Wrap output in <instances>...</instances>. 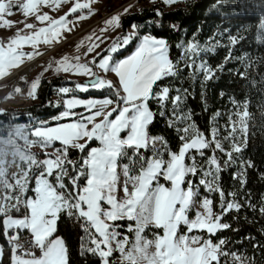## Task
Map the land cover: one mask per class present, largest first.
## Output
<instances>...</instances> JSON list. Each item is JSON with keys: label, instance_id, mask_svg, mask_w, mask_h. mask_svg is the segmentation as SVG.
<instances>
[{"label": "snow or ice", "instance_id": "6c2138e0", "mask_svg": "<svg viewBox=\"0 0 264 264\" xmlns=\"http://www.w3.org/2000/svg\"><path fill=\"white\" fill-rule=\"evenodd\" d=\"M45 2L0 0V20L8 27L13 22L5 16L12 15L13 8L21 9L27 16L36 13ZM162 2L172 4L176 0ZM259 6L264 10V0ZM89 7V3L77 2L70 11L82 12ZM157 15L162 13L157 10ZM83 18V14L78 17ZM37 19L46 21L50 17L44 14ZM69 22L61 17L50 21L52 28H41L31 37L18 36L7 46L0 45V77L18 67L23 56L31 59L36 55L19 51L22 43H38L42 35L48 43L45 34L51 33L54 38L56 29ZM106 23L119 28L120 16ZM131 28L90 61L80 63L77 56L71 62L65 57L56 68L57 72H74L89 78L88 84H76L75 89L60 87L59 93L93 89L108 90L109 95L90 99L72 96L64 102L65 110L53 117L55 121L70 122L46 126L47 122L41 121L35 127L14 124L9 126L6 136H0V226L10 245L9 264H69L66 241L57 235L62 215L77 223L84 233L80 238V255L95 256L99 264H112L114 252L120 254L121 264H253V258L228 251L226 239H212L218 231L231 228L229 223L221 222L224 215L239 213L245 207L256 208L251 203H241L235 192L226 199L221 186V174L226 168L239 167L232 179L243 188L247 184V169L254 167L241 157L254 119L247 103L238 105L235 119L228 117L223 129L226 134L221 135V128L213 124L206 136L184 107L189 89H172L158 82L179 78L186 68L192 79L205 87L206 82L215 80L217 73L224 70L223 63L213 67L206 59L215 53L216 44H178L181 59L174 61L166 40L152 35L141 37L139 25L133 24ZM137 38L140 42L135 52L117 58ZM230 42L236 44L238 38L231 37ZM98 47L99 44H93L85 55ZM231 58V53L225 57ZM108 73L115 74L118 86L106 78ZM38 85L39 80L32 83L29 96H35ZM15 91L19 93L20 89ZM173 91L175 95H170ZM152 101L157 102V109L151 107ZM166 101L172 105L171 113L163 110ZM77 108L84 111L77 112ZM166 114L168 127L181 142L177 151L170 149L164 136L150 133L156 116ZM220 116L217 111L212 120ZM93 141L98 146L89 147ZM57 142L59 147L55 146ZM33 146L41 152H32ZM71 150L84 155L74 161L69 156ZM201 188L220 196L219 212L213 211L212 199L200 198ZM119 192L123 195L118 196ZM256 210L264 215V202ZM193 211L195 215L190 216ZM122 221L134 222L127 225L128 231L134 233L131 242L121 234ZM182 226L186 231H180ZM148 228L158 230L151 239L144 234ZM25 230L31 238L21 242ZM4 255L0 246V264Z\"/></svg>", "mask_w": 264, "mask_h": 264}, {"label": "trees", "instance_id": "16d2710c", "mask_svg": "<svg viewBox=\"0 0 264 264\" xmlns=\"http://www.w3.org/2000/svg\"><path fill=\"white\" fill-rule=\"evenodd\" d=\"M261 0H185L183 5L171 10H164L158 5L142 8L139 12H131L121 17V35L133 25H139V34L152 35L167 41L170 46V58L174 61L180 58L177 45L190 39L203 44L213 33L223 31L220 46L215 53L206 56L208 63L213 67L223 63L224 70L217 73V78L206 82L201 87L200 81L191 77V72L184 68L179 78H169L158 82L159 85L169 86L172 89L187 88L189 93L184 101V107L193 114L197 128L206 136L210 134L213 124L221 128V135L226 134L223 129L227 123L224 112L240 109L245 103L248 105L250 115L254 119L249 126L248 144L241 153L243 160L251 161L254 167L247 169V184L241 188L232 176L239 171L237 165L226 168L221 174V186L225 198L230 199V193L235 192L241 203H251L258 208L264 202V35H261V21L264 19V10H261ZM159 10L162 15H157ZM173 25L176 27L173 28ZM229 36L237 37L238 43L232 44ZM139 38L132 40L129 45L119 52L118 56L131 52ZM231 53V59L225 57ZM105 54V52H103ZM99 58V57H98ZM244 74V75H241ZM71 85L62 77L39 80L36 89V100L29 106L10 105L0 112V136L7 135L9 124H25L29 120H48L62 112L61 106H54L53 97L59 87ZM170 95H175V91ZM105 91H95L80 94V98H103ZM153 109L158 108L155 101L150 102ZM163 109L171 113L173 108L165 102ZM219 111L221 116L213 121V115ZM169 116H156L150 126L152 135L164 136L172 151H177L180 146L178 134L168 127ZM59 122H50L48 126ZM93 141L89 147H95ZM59 147V143L55 145ZM225 147L228 145L225 143ZM87 149L85 150V154ZM84 155L76 150H71L69 156L72 160H79ZM148 155V153H146ZM211 155V152H208ZM218 157L222 154L217 153ZM167 158V156H165ZM194 182L195 181V178ZM163 183H165L162 180ZM201 196L213 200V211L219 212L220 196L215 192L200 189ZM250 197V200L248 199ZM256 208H243L239 213L229 212L224 215L222 223L231 225L230 229L218 231L212 237L214 241L226 239V248L230 252L253 258V264H264V215ZM17 215V214H13ZM126 224V223H125ZM182 226L180 231L182 232ZM158 231V230H153ZM26 232V231H23ZM57 235L64 238L69 249V264H99L97 257L80 255L81 236L84 233L80 226L66 216H61L58 221ZM0 246L4 248L5 255L2 264H9L10 247L6 242L2 226H0ZM116 254L112 256V264H121L116 261Z\"/></svg>", "mask_w": 264, "mask_h": 264}, {"label": "rangeland", "instance_id": "374dc122", "mask_svg": "<svg viewBox=\"0 0 264 264\" xmlns=\"http://www.w3.org/2000/svg\"><path fill=\"white\" fill-rule=\"evenodd\" d=\"M128 1L130 0H66V2H61V0H46L45 3L41 4L38 7L36 13L29 14L27 16L24 15L21 9L13 8L12 10L13 14L5 16V19L13 22L12 24H10L8 27H5L3 25V21L0 20V45L3 46H7V44H9L13 39H17L18 36L31 37L33 36L34 33L39 32L41 28H52L53 25L50 23V21L59 20L61 17H66L67 20L70 22L66 26H62L56 29L57 34L54 38L51 33L45 34L48 36V39L50 41L48 43L44 42V35L38 38L39 39L38 43L35 44L22 43L21 47L18 49L19 51L25 54L36 53V55H34L31 59H29L27 55L23 56L22 63L18 67L10 69L9 74L5 75L4 77H0V112H2L4 108L10 105L29 106L34 103H37L36 94L35 96H29L28 93L31 91L32 83L44 77H48V78L62 77L67 81H69L71 84L69 86H63V87H68L72 89H75L76 84H85V82L89 80L88 77L77 75L74 72H64L63 70L57 72L56 68L59 67V62L62 61L65 57L68 58V61L75 62L74 58L79 56L81 58L79 62L86 63L90 61L92 57L96 55L97 52H102V50L107 49L118 36H122L121 27L114 28L112 25L106 23V21H108L110 18L119 15L121 19V17L125 16L128 13L135 12L143 7H148L151 5H158L164 10H171L172 8L174 7L176 8L179 5H183L185 3V0H176V2L172 4H165L162 2V0H147L146 2L140 5H137L138 2H132L129 5L116 11L113 15L109 16L105 20L99 21V18L104 16L103 8L105 6L109 5L112 6L113 8L118 9ZM23 2H27V0H23ZM77 2L89 3L90 7L89 9L82 10V12L78 11L77 13H71L70 11L71 8L74 7L75 3ZM134 5H136V7H133ZM126 9L128 10L127 12L125 11ZM44 14H47L50 17V20L39 21L37 19V16ZM81 14H83L84 18L78 19V17ZM27 24H32L34 27L29 29L26 27ZM104 29H106L107 31H104ZM130 31H132L131 27L126 31V33ZM225 31L226 29H224L223 31H217L213 33L212 36L208 40H206L203 44L200 43L199 44L202 46H206L210 43H215L216 47L220 46L223 44L221 42V39L223 36L222 33H224ZM261 35L262 36L264 35V19L261 21ZM97 37H99V39H97ZM231 37L232 36H229V38ZM139 42L140 41L138 39L135 48L131 52L119 56L117 58H126L129 55L133 54L137 49ZM189 42H197V41L190 39L186 42L182 41L179 44H186ZM93 44H99V47L96 48L94 52L85 55L87 49L91 47ZM126 47H124L122 50H124ZM179 52H180L179 59H181L182 49L179 48ZM105 54L107 53L105 52ZM97 59L99 58L97 57ZM29 63H35V65L33 67L31 75L25 81L23 91L21 93H17L15 90L18 84V78L12 76L15 73V71H17L25 64H29ZM101 75H105V74L101 73ZM106 78L113 81V83L117 84L118 86V78L115 76V74L108 73L106 74ZM57 89L53 97V103L54 106L56 107L61 106L62 111L65 110L64 102L68 98H71L72 96L80 98V94L82 93L99 91V90L90 89L88 92H80L79 90H75L68 94H61L57 91ZM103 91H105L106 95H109L108 90H103ZM90 98H95V97H89L87 99ZM239 110L240 109H237L235 111L232 110L229 112H224L227 122H228V117L230 115L232 116L233 119H235L236 117L234 114ZM75 111L82 112L84 111V109L77 108L75 109ZM41 121L31 119L25 124L35 127ZM53 121L59 122V121H55L53 117L48 120H44V122H47L46 126H48V124ZM63 123H67V122H63ZM10 125H14V124H9V126ZM96 143H97L96 146H98V142ZM31 151L35 153H40L41 149L39 147L33 146L31 148ZM48 151L51 152L52 150L48 149ZM40 158L43 157L41 156ZM161 183L163 182L161 181ZM204 191L206 190L204 189ZM122 195H123L122 192L118 193V196H122ZM204 197H205L204 195L203 196L200 195L201 199H203ZM189 215L194 216L195 212L193 211L189 213ZM120 223L123 225V227L120 229L122 236L123 235L128 236L130 242L134 240V233L129 232L127 229V225L132 224L134 222L122 221ZM153 230L155 229L152 228L146 229L144 233L145 236L151 239L152 234L154 232ZM184 231H186L185 228L182 232ZM194 234L206 235V233L203 232H196ZM113 254L117 255L116 261L121 263L120 254L118 252H114ZM228 259L230 260L231 257H229Z\"/></svg>", "mask_w": 264, "mask_h": 264}, {"label": "built area", "instance_id": "2783aa9c", "mask_svg": "<svg viewBox=\"0 0 264 264\" xmlns=\"http://www.w3.org/2000/svg\"><path fill=\"white\" fill-rule=\"evenodd\" d=\"M147 0H130L128 1L127 3H125L123 6L119 7L118 9L117 8H113L112 6H105L103 8V13H104V16L100 17L99 18V21H102V20H105L106 18H108L109 16L113 15L116 11L120 10L121 8L129 5L130 3L132 2H138L137 5H140V4H143L144 2H146ZM133 7H136V5H134ZM144 8V7H143ZM142 9V8H141ZM141 9L135 11V12H139ZM31 237L29 236V234L27 232H23L21 234V242L25 241V240H28L30 239ZM5 239H6V242H7V237L5 236ZM8 244V243H7ZM9 245V244H8ZM10 247V245H9Z\"/></svg>", "mask_w": 264, "mask_h": 264}, {"label": "bare ground", "instance_id": "6f19581e", "mask_svg": "<svg viewBox=\"0 0 264 264\" xmlns=\"http://www.w3.org/2000/svg\"><path fill=\"white\" fill-rule=\"evenodd\" d=\"M34 65H35V63L25 64L24 66L19 68L17 71H15V73L13 74L12 77L18 78V84L16 86V89L17 88L20 89L19 93H21L23 91L25 81L31 75V72L33 70Z\"/></svg>", "mask_w": 264, "mask_h": 264}, {"label": "crops", "instance_id": "0c3cea01", "mask_svg": "<svg viewBox=\"0 0 264 264\" xmlns=\"http://www.w3.org/2000/svg\"><path fill=\"white\" fill-rule=\"evenodd\" d=\"M175 8V7H174ZM174 8H172V9H174ZM66 122H70V121H66ZM26 231V230H25ZM27 232V231H26ZM28 233V232H27ZM37 255H39V253L37 252Z\"/></svg>", "mask_w": 264, "mask_h": 264}, {"label": "water", "instance_id": "95a60500", "mask_svg": "<svg viewBox=\"0 0 264 264\" xmlns=\"http://www.w3.org/2000/svg\"><path fill=\"white\" fill-rule=\"evenodd\" d=\"M89 83V80L85 82V84H88Z\"/></svg>", "mask_w": 264, "mask_h": 264}]
</instances>
